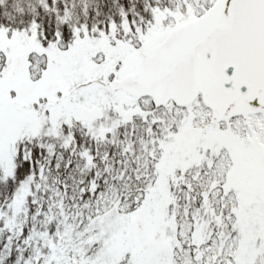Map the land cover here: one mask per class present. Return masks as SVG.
<instances>
[{
	"label": "snow or ice",
	"instance_id": "snow-or-ice-1",
	"mask_svg": "<svg viewBox=\"0 0 264 264\" xmlns=\"http://www.w3.org/2000/svg\"><path fill=\"white\" fill-rule=\"evenodd\" d=\"M0 264H264V0H0Z\"/></svg>",
	"mask_w": 264,
	"mask_h": 264
}]
</instances>
